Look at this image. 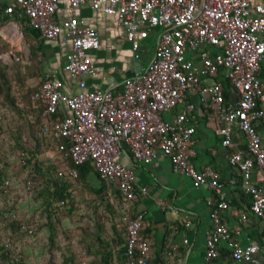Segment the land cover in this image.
I'll return each instance as SVG.
<instances>
[{
    "label": "built area",
    "instance_id": "built-area-1",
    "mask_svg": "<svg viewBox=\"0 0 264 264\" xmlns=\"http://www.w3.org/2000/svg\"><path fill=\"white\" fill-rule=\"evenodd\" d=\"M9 1L5 13L19 10L44 39L56 40L63 31L71 41L63 69L78 79L79 91L66 95L62 82L47 75L31 99L40 102L44 119L59 114L62 107L68 111L61 119L43 122L42 134L64 140L74 165L89 162L101 179L116 185L125 210L121 220L126 264H148L151 251L141 233L144 213L128 212L145 189L136 186L134 168L121 164L122 144L138 163L151 164L159 152L173 172L189 178L194 188L207 186L219 198L216 204L208 202L212 229L205 239L204 264L218 257L220 242L230 239L221 216L227 203L219 174L209 166L197 170L191 160L196 121L195 106L187 97H199L204 110L217 109L224 123L216 129L222 147L233 146L230 126L243 134L248 156L230 152L227 161L241 176V187L250 197V212L264 222V86L258 77L264 64V0ZM63 1L71 13L87 4L114 16L124 29L119 41L130 43L132 51L139 49L148 33L157 31L150 62L126 78L121 91L86 90L84 77L94 73L88 52L98 48V34L75 17L57 23L54 17ZM228 89L234 96L226 102ZM163 112H173L169 122L161 117ZM256 126L262 128L261 136ZM63 149L60 144L59 150ZM254 166L263 172L262 186L251 183ZM76 175L74 169L69 170V179ZM156 205L164 207L160 200ZM241 219L247 220L246 216ZM36 226L34 222L24 229L31 234ZM1 245L8 248L11 242L2 238ZM228 245L234 261L264 264L254 256L257 245ZM16 261L17 255H11L10 264Z\"/></svg>",
    "mask_w": 264,
    "mask_h": 264
},
{
    "label": "crops",
    "instance_id": "crops-1",
    "mask_svg": "<svg viewBox=\"0 0 264 264\" xmlns=\"http://www.w3.org/2000/svg\"><path fill=\"white\" fill-rule=\"evenodd\" d=\"M10 4L9 0H0V62L10 65L25 59L28 64L30 47L34 45L39 53L36 61L40 79H22L28 89L31 86V96L39 90L42 80L47 75L62 82V93L76 94L79 91L78 79L71 78L63 69L65 57L70 51V39L63 31L56 40L44 39L37 30L28 25L19 10L12 15L5 13V9ZM71 17L77 18L98 34V48L88 52L94 73L84 77L86 90H108L112 93L121 91L123 81L150 62L156 45L157 31L148 33L140 41L139 49L132 51L130 43L119 41L124 29L117 24L114 16L106 15L101 9L93 10L87 4L78 6L71 13L67 3L61 2L54 17L55 21L60 24ZM21 24L37 32L38 40L27 37ZM38 41H42V44ZM1 56L7 60L5 61ZM258 77L264 86V64ZM225 94H227L226 102L234 96L229 89ZM186 99L195 106L193 114L196 124L192 137L195 156L191 160L197 170L209 166L218 172L219 180L224 185L223 201L227 203V208L221 216L229 231L230 239L218 244L219 255L210 264H249L234 261L231 258L232 247L228 244L257 245L258 250L254 256L264 263V222L250 212V197L241 187V176L227 161L230 152H240L243 156H248L243 134L235 126H230L233 146L222 147V138L216 133V129L224 127V123L219 120L217 109L204 110L203 103L197 96ZM33 102L35 105L40 104L39 101ZM67 114L68 111L62 107L54 119H61ZM172 114L173 112H163L161 117L169 122ZM31 117L30 112L28 118ZM47 119L42 118L41 124L47 122ZM256 130L261 136L262 128L256 126ZM45 154L50 159L57 156L52 150ZM119 160L123 166L134 168L136 186L145 189V194L139 195L138 201L128 212L130 215L137 212L144 213L142 232L149 242L154 259H161L164 264H204L205 239L212 229L208 202L216 204L220 201L214 191L207 186L194 188L189 178L172 171L169 161L159 152L151 164L138 163L123 151ZM63 161L62 158L55 159V163ZM262 177L263 172L254 166L251 183L262 186ZM231 180L233 182H230ZM85 183L88 193L89 191L101 193L110 200L112 192L117 191L115 184L107 183L95 174H89ZM88 195L91 197L90 193ZM158 200L163 202L164 207L156 205ZM242 216H246L247 220L242 221ZM186 222L189 224L186 225Z\"/></svg>",
    "mask_w": 264,
    "mask_h": 264
},
{
    "label": "trees",
    "instance_id": "trees-1",
    "mask_svg": "<svg viewBox=\"0 0 264 264\" xmlns=\"http://www.w3.org/2000/svg\"><path fill=\"white\" fill-rule=\"evenodd\" d=\"M22 30L27 37H33L38 40V33L28 29L25 25L21 24ZM39 44H42V41ZM42 46V45H41ZM36 46L30 47V53L28 56L27 66H31L33 62L38 65ZM21 61L16 63L5 65L0 62V99L1 103L5 105L7 110L16 113L21 117V126L17 127L16 136L12 139L15 142V148L21 151V167L32 164L33 173L30 175L26 184L30 182L29 187L33 188L38 186L37 196L34 197L39 200L37 205H33L28 209V214L25 217H21L17 213L15 205H11L10 208H5L0 211L2 221H4L5 228L9 230V234L0 237V264H10L11 255L15 254L18 257V261L15 264H29L24 259V252L19 249L18 245L13 241V236H26L36 237L38 239L43 236L42 230L47 229V239L51 247H54L53 236L55 224L59 223V215L62 216V212L65 215H71L73 211L77 213V219L74 220L76 228L81 230V233L76 237L75 244L79 246V250L74 252L70 246H66L67 254H63V264H126L125 263V236L121 217L125 214V210L122 208L120 201L121 197L117 191L112 192L111 200L107 197H103L102 194L89 191L91 200L88 201L86 207L79 205V195L76 192V186L81 183L83 189L87 190L86 179L89 174H95L99 179V174L93 169L91 163L86 162L81 165H74L71 161L68 146L64 140L57 141L51 133L42 134L41 130V106L40 104H34L31 101V86L29 90V96L25 103H18L15 101L11 93L10 85V72L16 73L19 79L21 75ZM35 74H40L39 69H35ZM30 72V70L28 71ZM34 72H30L28 76L31 77ZM25 77V76H24ZM20 82L23 81L19 79ZM226 84L225 81H223ZM227 96V94H225ZM32 113V117L28 118V114ZM56 115L48 117L47 122H51ZM5 114H0V136L2 132V121ZM31 127V129H30ZM30 130V135L25 133ZM27 136V141H23L20 134L22 131ZM21 131V132H20ZM28 144H26V143ZM64 144L63 151L59 150V145ZM55 151L56 157L50 159L45 156V165L40 161L38 155L45 154L47 151ZM121 151L128 156L130 152L125 145H121ZM30 155V157H27ZM62 158L64 166L58 168L59 163H55V159ZM6 163L0 164V197H8L12 183L10 181L11 172ZM74 169L76 171V177L69 179V170ZM62 172V175H59ZM107 183H110L104 179H101ZM7 185L4 187V183ZM82 210H78L79 208ZM13 212L9 217H3L8 211ZM64 216V215H63ZM87 220V221H86ZM86 221L85 225H81L79 229L78 222ZM36 222V229L33 233L29 234L26 225ZM109 224V228L107 225ZM109 230V231H108ZM110 232V233H109ZM142 235L143 232L141 231ZM6 238L11 242V246L4 248L1 245V239ZM84 255L86 262H82L80 259ZM148 264H164L162 260H155L151 255V259Z\"/></svg>",
    "mask_w": 264,
    "mask_h": 264
},
{
    "label": "rangeland",
    "instance_id": "rangeland-1",
    "mask_svg": "<svg viewBox=\"0 0 264 264\" xmlns=\"http://www.w3.org/2000/svg\"><path fill=\"white\" fill-rule=\"evenodd\" d=\"M20 61L21 75L19 79H40V74H35V69L37 68L35 62L29 67L27 66L29 64H27L25 59ZM29 70L30 72H34V74L28 78V76H30V72H28ZM19 79L17 78L16 73L10 72L11 93L15 98V101L21 104V102L25 103L27 101L29 90L26 87L27 84L22 81L20 82ZM1 101L2 100L0 99V114L4 113L5 116L1 124L0 164L4 165V163H6V165H8L7 167H9L11 172L10 181L12 187L8 197H0V211L5 208H10L11 205H15L18 215L25 217L28 214V209L39 203V200L36 198L34 199V197L37 196L38 186L35 185V187L31 188L26 184L30 175L33 173V166L32 164H29L27 167H21V151L18 148H15L16 144L12 139L16 136L17 127L21 126V117L16 115V113L7 110ZM25 133L29 135L31 134L29 128L28 132L25 131ZM25 133L22 131L20 134L23 141H27ZM45 156L46 154L44 153L38 155L40 161L44 165L45 163H49L46 161L47 159H45ZM27 157H30V155H27ZM62 163H64V161L59 163L58 168L64 166ZM74 186L79 195V205L86 207L88 201L91 200V197L88 195L89 193L87 190L83 189L84 187L81 183H79L78 186L74 184ZM78 210H82V208L80 207ZM11 213L13 212L10 210L3 217H9ZM65 214L66 213L62 212V216L59 215V223H56L54 226V247H51L49 244V240L47 239L48 230L46 228L41 231L44 235L40 236L38 239H36V237H26L22 235L13 236V241L18 245L19 249H22L24 252V259L27 260L29 264H63V254H67L65 249L66 246H70L74 252L79 250V246L75 244V240L78 238L77 236L81 233V230H78L74 223V220L77 219V213L73 211L70 216ZM86 221L78 222V224L85 225ZM80 227L81 225L79 226V229ZM8 234L9 230L5 228L4 221H2V217L0 216V237ZM80 256H82L80 260L86 262L84 255Z\"/></svg>",
    "mask_w": 264,
    "mask_h": 264
}]
</instances>
